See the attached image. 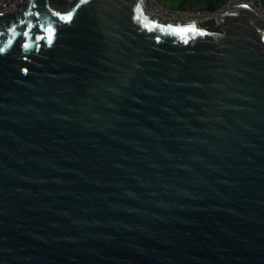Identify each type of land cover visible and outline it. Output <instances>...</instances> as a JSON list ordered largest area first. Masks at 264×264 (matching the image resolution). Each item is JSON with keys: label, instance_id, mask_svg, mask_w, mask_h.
<instances>
[{"label": "water", "instance_id": "obj_1", "mask_svg": "<svg viewBox=\"0 0 264 264\" xmlns=\"http://www.w3.org/2000/svg\"><path fill=\"white\" fill-rule=\"evenodd\" d=\"M17 7L0 17V264H264L255 8L196 24L143 0Z\"/></svg>", "mask_w": 264, "mask_h": 264}, {"label": "built area", "instance_id": "obj_2", "mask_svg": "<svg viewBox=\"0 0 264 264\" xmlns=\"http://www.w3.org/2000/svg\"><path fill=\"white\" fill-rule=\"evenodd\" d=\"M23 0H0V17L10 14L17 10V6ZM73 3L78 0H64ZM146 8L152 14L163 20L195 22L200 24L211 19L221 17L223 11L233 6L246 5L258 9L262 12L261 0H223L221 7L215 10H207L205 8H197L192 4H185L176 10L164 8L159 0H143ZM264 16V14H263Z\"/></svg>", "mask_w": 264, "mask_h": 264}, {"label": "rangeland", "instance_id": "obj_3", "mask_svg": "<svg viewBox=\"0 0 264 264\" xmlns=\"http://www.w3.org/2000/svg\"><path fill=\"white\" fill-rule=\"evenodd\" d=\"M206 0H159V2L161 3V5L169 10H176L180 7H182L185 4H192L193 6L197 7V8H205L206 6ZM213 1H217V0H213ZM262 2V12L258 11V13L264 18L263 14H264V0H261Z\"/></svg>", "mask_w": 264, "mask_h": 264}, {"label": "trees", "instance_id": "obj_4", "mask_svg": "<svg viewBox=\"0 0 264 264\" xmlns=\"http://www.w3.org/2000/svg\"><path fill=\"white\" fill-rule=\"evenodd\" d=\"M205 2H206L205 9L215 10V9L221 7L223 0H217V1L206 0ZM184 5H185V3H184Z\"/></svg>", "mask_w": 264, "mask_h": 264}, {"label": "snow or ice", "instance_id": "obj_5", "mask_svg": "<svg viewBox=\"0 0 264 264\" xmlns=\"http://www.w3.org/2000/svg\"><path fill=\"white\" fill-rule=\"evenodd\" d=\"M61 19H63V20H65V21H71L72 20V16L71 15H68V16H63V17H61ZM194 29H188V31H193ZM49 36H48V42H49V44H51V42H52V35H51V33H52V29L51 28H49Z\"/></svg>", "mask_w": 264, "mask_h": 264}, {"label": "bare ground", "instance_id": "obj_6", "mask_svg": "<svg viewBox=\"0 0 264 264\" xmlns=\"http://www.w3.org/2000/svg\"><path fill=\"white\" fill-rule=\"evenodd\" d=\"M255 10L257 11L258 9H255ZM258 11H259V10H258ZM258 11H257V12H258Z\"/></svg>", "mask_w": 264, "mask_h": 264}]
</instances>
